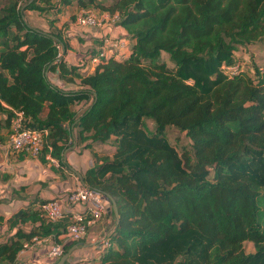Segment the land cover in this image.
I'll return each mask as SVG.
<instances>
[{"label":"trees","instance_id":"obj_1","mask_svg":"<svg viewBox=\"0 0 264 264\" xmlns=\"http://www.w3.org/2000/svg\"><path fill=\"white\" fill-rule=\"evenodd\" d=\"M68 6L117 15L127 58L88 74L83 62L97 50L79 66L58 58L55 45L64 55L76 17L62 29L54 24ZM26 12L46 19L49 31L32 27ZM263 41L264 0H0L2 126L19 112L22 129L46 131L42 164L49 156L64 166L72 143L89 149L96 160L81 182L116 203L117 216L98 221L111 219L107 244L88 262L264 264V69L244 72L235 57L238 47ZM51 75L74 87L61 89ZM169 127L190 146L171 145ZM95 145L112 150L97 154ZM47 201L0 214L8 231L0 264H20L33 238L61 244L60 257L84 242L63 241L70 214L49 221L40 210Z\"/></svg>","mask_w":264,"mask_h":264},{"label":"crops","instance_id":"obj_2","mask_svg":"<svg viewBox=\"0 0 264 264\" xmlns=\"http://www.w3.org/2000/svg\"><path fill=\"white\" fill-rule=\"evenodd\" d=\"M95 12L98 14L104 13ZM79 13L80 11L76 10L73 6L64 8V11L57 17L58 20L54 24V27L62 29L65 24H70L71 15H75L76 17ZM35 14L38 15L37 13ZM41 19L45 21L46 26L45 28L38 29L44 32L49 31L47 20L42 17ZM79 29L83 31L79 32L77 37L70 40L67 39L68 49L65 51L63 58L68 65L79 66L80 59L82 60L88 53L97 50L100 38L108 35L109 37L125 36L122 28L106 23L99 28L84 27ZM80 52H83V54L80 55ZM49 80L64 90L74 87L66 83H59L56 75L49 76ZM4 119L5 117L0 115V214L4 218H8L28 205L46 200L57 201L61 208L67 209V212L78 211V206L72 208L65 199L67 194L77 184H82L81 176L96 160L93 153L89 149L72 143L63 153L62 161L65 164L64 166L56 167L55 165H51L46 157V163L42 164L38 158H32L27 154L10 148L9 129L2 126ZM74 135L75 130L72 132L73 138ZM92 149L97 154H109L112 150L108 145H95ZM110 223V218L107 220L102 219L96 223L84 239V242H79L83 245H78L72 251L70 260L72 262H82L78 264H92L88 261H92L97 257V251L100 249L99 241L103 238ZM24 228L27 229L28 226L26 225ZM7 232V226L1 224L0 235L3 236ZM51 240L42 239L31 243L27 249L19 252V263L49 264L50 259L47 257V252L51 245Z\"/></svg>","mask_w":264,"mask_h":264},{"label":"built area","instance_id":"obj_3","mask_svg":"<svg viewBox=\"0 0 264 264\" xmlns=\"http://www.w3.org/2000/svg\"><path fill=\"white\" fill-rule=\"evenodd\" d=\"M118 20L117 15L108 13L98 14L93 10H81L76 16L73 24L77 28H99L106 24H114ZM57 49V57H63V48L60 44L55 45ZM130 50L129 41L124 36L104 37L101 45L97 49L96 54L87 56L83 62V71L88 74L93 72L97 66L108 59L122 61L127 58ZM264 69V67H263ZM229 76L238 73V66L234 65L226 68ZM22 116L19 112L15 113L9 123V144L10 148L15 151H24L28 156L37 159L42 150L46 131H37L22 129ZM51 165L58 167V161L46 156ZM66 202L72 208L78 206V211L67 212V209L60 207V204L55 200H49L43 203L40 207L42 214L49 221H56L67 214H70L71 223L68 225L66 232L61 236L64 242H78L85 239L94 225L107 213L108 202L103 194L91 189L83 184H77L66 196ZM38 241L32 239V243ZM106 239L99 241V246L106 245ZM30 244H25L23 247L27 249ZM62 253L61 244L51 240V245L47 252V257L50 260H55Z\"/></svg>","mask_w":264,"mask_h":264},{"label":"rangeland","instance_id":"obj_4","mask_svg":"<svg viewBox=\"0 0 264 264\" xmlns=\"http://www.w3.org/2000/svg\"><path fill=\"white\" fill-rule=\"evenodd\" d=\"M24 19L32 27H34L36 29L45 28V26H46L45 21L42 20L41 17L36 15L34 12L25 13ZM82 31L79 28L75 27L73 22H72L71 26H69V29L66 32V38L69 40L71 38H75L78 36L79 32H82ZM97 32H99V31H97ZM82 54H83V52H80V55H82ZM84 57H86V56H84ZM235 57L241 63V68L244 72L245 71L250 72L252 64L257 66L258 68H263L264 67V41L256 43L254 45H250V46L238 47V49L235 52ZM162 58L165 59L166 56L162 55ZM84 59H82V60L80 59V62H83ZM167 62H168V60H167ZM168 65L170 66L169 62H168ZM145 129L147 132H152L154 128L150 122L146 121L145 122ZM165 134L167 136L169 143L171 145H173L179 151L182 148H188L190 146V142L186 138V136L183 133H179L174 128H170V127L166 128ZM245 250H246V252L252 251L253 248H252L251 244H245Z\"/></svg>","mask_w":264,"mask_h":264},{"label":"water","instance_id":"obj_5","mask_svg":"<svg viewBox=\"0 0 264 264\" xmlns=\"http://www.w3.org/2000/svg\"><path fill=\"white\" fill-rule=\"evenodd\" d=\"M104 197L106 198L107 202L109 203V207L107 209V213L110 214L111 212L113 213L114 216H117V207L115 201L108 195V194H103ZM78 245H83L82 243L75 244L71 246L67 252H65L54 264H65V262L68 260L70 257V254L72 253L73 250H75Z\"/></svg>","mask_w":264,"mask_h":264}]
</instances>
